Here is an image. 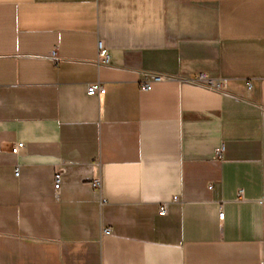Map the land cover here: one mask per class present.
<instances>
[{
  "label": "crops",
  "instance_id": "1",
  "mask_svg": "<svg viewBox=\"0 0 264 264\" xmlns=\"http://www.w3.org/2000/svg\"><path fill=\"white\" fill-rule=\"evenodd\" d=\"M262 263L264 0H0V264Z\"/></svg>",
  "mask_w": 264,
  "mask_h": 264
},
{
  "label": "built area",
  "instance_id": "2",
  "mask_svg": "<svg viewBox=\"0 0 264 264\" xmlns=\"http://www.w3.org/2000/svg\"><path fill=\"white\" fill-rule=\"evenodd\" d=\"M51 56L53 59L57 60L58 59V48L55 47L53 51L51 52ZM112 55L110 49L106 46V44L100 40L98 43V63L101 65L109 64L111 62ZM168 76L164 74H158L154 73L151 75V77L147 80H145L142 83V87L146 90H150L152 88V83L155 81H162L167 79ZM195 83L202 84L210 89L214 90H223L224 88V81L222 79H214L209 77L206 73L201 72L198 75H196L194 78L191 79ZM106 93V87L101 84V83H90L87 86V94L89 96H96L100 94H105ZM25 147V142L24 141H18L17 143L14 144L12 147V152L14 154H19L20 151ZM220 153V151H219ZM16 175H19V168L16 169L15 172ZM62 181H63V173L61 171H55L54 174V191L56 196L60 194L61 188H62ZM102 181L101 178H95L93 180V185L95 187H101ZM210 188H212V185H210ZM238 196L241 197V199H244V190L240 189L238 192ZM168 209V203H162L160 206V211L159 213L161 215H165L167 213ZM221 217H223V213H221ZM104 233L109 234L111 233V228L106 227L104 229ZM264 264V263H262Z\"/></svg>",
  "mask_w": 264,
  "mask_h": 264
}]
</instances>
